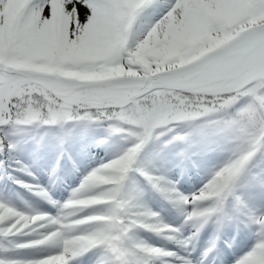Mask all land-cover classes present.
<instances>
[{"label":"rangeland","instance_id":"obj_1","mask_svg":"<svg viewBox=\"0 0 264 264\" xmlns=\"http://www.w3.org/2000/svg\"><path fill=\"white\" fill-rule=\"evenodd\" d=\"M145 1L118 0L122 6L118 9L120 29L111 36H102L93 26H86L80 38L73 41V47L57 62V36H66L69 30L78 28L75 19L77 5L90 4V0H70V3L68 0H46L51 6V17L36 25L46 36V41L41 42L35 36L28 40L20 39L14 20L6 19L5 24L0 25V61L15 67L61 72L79 79L93 78L91 76L95 73L104 70H110L115 76L125 74L127 69L139 68L142 74L151 72L187 83L200 77L199 71L208 64L205 57L235 39L238 31H247L264 21V15L252 17L246 27L233 29L240 24L241 15L257 0H185L183 5L177 6L178 0H174L165 16L172 0H166L168 4L159 0L139 14L136 31L139 34L150 25L152 27L140 36L127 57L123 60L114 58L112 50L127 45V33L133 28L136 10ZM28 3L29 0H12L17 10ZM84 10V7H79L81 14ZM161 23H164V30L158 28L153 33ZM215 24L226 25L233 31H217L213 27ZM125 27L127 31L123 34ZM20 44H23V56L20 55ZM204 44L208 45L209 51L195 59L193 51ZM170 59H176L179 66L167 71L158 70L159 64ZM251 71L245 70L243 76ZM260 71L264 75V62ZM6 77L8 73L0 71V79L5 80ZM8 82L4 89L0 82L1 102L7 98ZM244 84L237 76L228 80L215 79L201 87L208 90L201 94L206 96L202 100L211 101V105H205L209 106L206 108L225 105L234 99L236 88ZM148 88L143 81L126 80L112 85L83 86L64 96L83 106L95 105L100 111L119 115L129 107V103L136 108V94ZM183 114L182 122L176 123L173 119L161 134L148 140L144 137L147 147V154L142 158L144 164L139 171L131 173V184L125 189L127 214L139 218L138 222L127 220L125 223L129 264H234V259L228 260L225 255L230 247L226 231H236L241 237L243 230L249 229L245 224L259 225L257 215L264 208V190L259 187L264 181V139L260 136L263 125L256 139L251 140V143L258 144L259 149L249 156L248 152L241 151L245 132L240 126L229 123L218 128L213 126L207 114ZM246 115L249 118L248 112ZM4 116L0 113V129L2 122L6 124L11 116L10 111H5ZM56 120L51 125H41L37 131L30 127L9 131L2 136L5 146L26 142L19 157L33 170L32 180L40 186L34 195L6 188L0 181V224L10 221L3 234L31 229L35 225L41 227L32 237L14 238L16 245L40 247L11 259L43 260L47 263L59 257L62 264H119L114 241L117 213L114 192L123 175H108L102 166L117 160L115 167L119 172L130 150L135 149V142L131 136L125 141L119 135L115 136L100 116L95 115L93 121L79 118L63 122L61 116ZM174 129L178 130L177 134H174ZM101 139L105 142L100 143ZM206 157H210L213 163L216 160V163L200 173L189 172L192 163L202 165ZM227 160L233 161L235 166L222 177L220 169ZM228 181L232 187L227 191L229 193L225 192ZM194 194L202 195L208 201L198 206L192 199ZM8 209L20 214H11ZM192 212L197 216L189 219L188 214ZM209 226L211 241L213 238L225 245L205 243L204 228ZM253 240L254 237L251 242ZM248 249L249 246L243 251Z\"/></svg>","mask_w":264,"mask_h":264},{"label":"trees","instance_id":"obj_2","mask_svg":"<svg viewBox=\"0 0 264 264\" xmlns=\"http://www.w3.org/2000/svg\"><path fill=\"white\" fill-rule=\"evenodd\" d=\"M249 24L250 22L247 21L244 24H238L233 29L238 30ZM22 46L23 44H20L19 49L21 50L20 55L23 56L24 51L22 50ZM207 47L208 45L206 44L202 47H197L193 51L195 58L201 54L202 49H204L203 51L207 50ZM178 65L176 59H170L159 64L158 70H168ZM140 71L139 68L127 69L125 74L136 75L141 73ZM112 75L110 70H104L95 73L91 77L104 78ZM29 85L37 87L39 92L36 89L30 88ZM20 89H23V91L20 92ZM6 90L8 101H5L7 100V98H5L0 104V113H2L3 118L5 117V111L8 112L9 110L11 113V116L6 120L7 123L5 124L2 122L3 124L1 127L5 133L12 130H19L26 126H32L34 130H37L42 123H52L56 120V117L62 115L68 120L82 115L88 117H95L96 115L104 119V124L112 126L121 137L122 141H125L128 136H132L133 139L139 140L140 128L143 122H145L147 131L158 134L161 132V127L164 123L171 121V119L180 118L183 112L188 114L201 112L207 114L206 116L212 120L214 127L223 128L222 126L229 123L240 126L246 134V136L244 134L246 137L244 147L249 148L251 140L256 138L255 136L259 123L257 115L251 110L252 104H250V96L255 97L264 114V77L236 88L234 99L228 101L227 104L212 105L210 108H206L209 106L205 105H211V101L208 103L209 101H206L207 99L202 100L203 97H206L205 95L202 97L201 94H189L183 91L162 87L148 88L136 94V108L133 103H129V107L127 106V109L124 108L119 115L110 113L109 111L106 113L104 110L100 111L95 105L83 106L78 101L66 97V95L49 92L40 83L36 84L30 82L20 75H17V77L8 82ZM9 91L11 92L9 93ZM173 95H177V97ZM150 96H153V98H150ZM13 99H16L14 103L12 102ZM188 100L189 102H187ZM206 109L209 110L206 111ZM247 112L249 118L246 117ZM252 120H254L257 125L255 122L252 123ZM23 144L24 142H21L20 144L6 147L7 162L4 166H1L2 172L0 181H2L6 188L37 194L39 185L35 180H32L33 170H31L23 159L19 157ZM142 158L143 157L140 158V163L144 164ZM124 163L125 162L121 164V168L125 166ZM7 211L11 214H20L11 209ZM40 229V226L35 225L31 229L25 228L22 229V231L13 232V234H5L3 240L0 239V257L11 259L17 255L23 254L25 251L32 250L33 248L18 247L14 242V238L24 239L32 237V235H35ZM46 264H62V262L60 258L57 257L47 261Z\"/></svg>","mask_w":264,"mask_h":264},{"label":"snow or ice","instance_id":"obj_3","mask_svg":"<svg viewBox=\"0 0 264 264\" xmlns=\"http://www.w3.org/2000/svg\"><path fill=\"white\" fill-rule=\"evenodd\" d=\"M70 3V0H68ZM156 3V0H146V3L141 6L135 13V22L132 30L127 33L128 43L126 46H117L112 50V56L116 59L123 60L130 54V50L134 49L139 42V38L142 34L146 33L152 25H150L143 33H137L136 24L139 14L146 8ZM174 4L172 0L168 10L163 16L167 15V12L171 10ZM79 7H84L83 14L79 12ZM122 7L118 0H90V4L77 5L75 12V19L78 22V28L69 30L66 36H57L55 42L56 60L60 61L65 52L73 47V41L80 38V33L86 26H93L94 30L102 36H111L118 29H120L118 9ZM264 15V0H257V2L249 8L240 17V24L246 23L249 19L256 16ZM162 16V17H163ZM51 17V6L46 3V0H29V3L22 9L17 10L12 0H0V25L5 24L6 19H13L15 30L18 33L20 39L28 40L35 36L41 42L46 41V36L41 34L36 27L38 23H43ZM213 27L217 30H223L224 32L230 31V29L224 25L215 24ZM259 42L264 45V21L254 25L251 29L241 32L235 39L231 40L224 47L218 51L205 57V61L208 63L215 62L217 59L222 58L229 54H234L242 49L247 48L254 42ZM0 71H3L0 66ZM10 221H5L0 224V234H3L7 224ZM20 248H36L38 245H23ZM0 264H46L43 260H24V259H4L0 258Z\"/></svg>","mask_w":264,"mask_h":264},{"label":"bare ground","instance_id":"obj_4","mask_svg":"<svg viewBox=\"0 0 264 264\" xmlns=\"http://www.w3.org/2000/svg\"><path fill=\"white\" fill-rule=\"evenodd\" d=\"M156 1H159V0H156ZM165 1L166 0H164V2ZM184 1L185 0H178L176 3V6L177 5H183ZM165 3L168 4V2H165ZM261 16H263V15H261ZM253 18H258V17L256 16ZM163 24L164 23H161V25L159 24L160 26H158V27L156 26L153 30V33H156V31H158V28L160 30H164ZM194 24H195V22H194ZM126 31H127V29L125 27L123 34ZM257 42L250 44L247 48L242 49L239 52L226 55L222 58L217 59L215 62L208 63L205 66V68H203L204 71L202 73H200L201 78L199 77L200 79H196L195 82L196 81L202 82V80H205V79L213 77V76L216 77V80H218V79L224 80L225 79L224 75H233L234 73L237 74L239 72V70L248 62H255L256 61V62H262L263 63V61H264V45H261L259 42L258 43ZM258 44H259V47L253 49V47L257 46ZM249 50H251L252 52H250ZM260 72L261 71H260V66H259V67H256L255 70H252L251 72L246 73L244 76H243V73L237 74V77L240 80L245 81V79H247V78L256 77V75H258ZM36 81L43 82V84L46 85L47 89L53 90V91H56L59 93L63 92L66 94V93H69L72 91V86H73L72 84H71L72 85L71 86L68 82H66L64 80H60L57 76H54V75H50L49 77L39 76V78H37ZM182 81H184V80H182ZM64 82L68 83L69 87ZM200 85H202V84H198L197 86H200ZM202 86H200V87H202ZM223 160H226V158ZM214 163H216V160L214 161ZM214 163L210 157H206V159L204 160L202 165L199 163H195V164L192 163L190 165L189 172H191V173L199 172L200 173V171L206 170L207 167L211 166ZM232 163H233V161L229 162V160H227V164L223 165V167L220 169V171H221L220 174L222 175V177L226 176V174H228V172L231 171L233 166H235V164L233 165ZM197 164H199L198 167H196ZM262 184H264V181L262 182ZM210 229H211V226H209L208 229L204 228L205 235H203V237L205 238L206 244L207 243L214 244L215 243L214 241L217 242V240H214L213 238L211 241V236L209 235ZM262 231H264V230H262L259 225H257L255 228H252V229L243 230L241 237H239V235H238L239 233L237 234L236 231L235 232H227L226 231V236H227L226 240L230 244V247L227 248V252L225 254L228 257V260L234 259V264H264V236H262V234H261ZM253 237H254V240L251 242ZM207 246H209V245H207ZM247 246H249V249L247 250V252H244L243 248H245Z\"/></svg>","mask_w":264,"mask_h":264},{"label":"water","instance_id":"obj_5","mask_svg":"<svg viewBox=\"0 0 264 264\" xmlns=\"http://www.w3.org/2000/svg\"><path fill=\"white\" fill-rule=\"evenodd\" d=\"M258 43V42H257ZM259 44L255 47H253V49L258 48ZM250 52H252L251 50H249ZM264 62V61H263ZM262 62H248L246 63L237 74H241L244 73L245 69H249V68H256L259 67L261 65ZM0 66H2L3 71L4 72H9L10 76L9 79L14 77L17 74H21L23 76H25L26 78H29L35 82H40L43 84V82L41 81H36L37 78H39V76H45V77H49L50 75H54L57 76L60 80H64L66 82H68L71 86L72 89H76V88H81L83 86H104V85H111V84H115L116 82H122V81H126V80H130V81H144V82H149L150 85L152 87H165V88H173V89H177V90H184L186 92H199V93H203L206 92L208 90H206L205 88H201L200 86L205 85V84H209L211 82H213V80L216 79V77H210L207 78L205 80H202V82H198L195 80L196 79H200V78H196L193 81H191L190 83H184V82H179V81H175V80H168L165 78H161V77H157L155 75H132V74H120V75H115V76H110V77H104V78H93V79H78L74 76H67L65 74H58V73H54V72H45L42 70H35V69H31V68H22V67H14L11 66L9 64H3L2 62H0ZM204 71V69H201L199 71V73H202ZM237 74H233V75H224L225 80L229 79V78H233L236 77ZM200 75V74H199ZM223 77V78H224ZM251 79H246L245 81H250ZM6 83V81L4 82ZM198 84H202L200 86H197ZM45 87L46 85L43 84ZM2 95L0 96V100L2 99Z\"/></svg>","mask_w":264,"mask_h":264},{"label":"clouds","instance_id":"obj_6","mask_svg":"<svg viewBox=\"0 0 264 264\" xmlns=\"http://www.w3.org/2000/svg\"><path fill=\"white\" fill-rule=\"evenodd\" d=\"M108 131L111 134L110 129H108ZM104 142H105V140L101 139L100 143H104ZM126 151H127V149H126ZM116 163H118L117 160L110 161L108 165L102 166V170L108 175H113V176L118 175L117 168L115 167ZM259 187L262 190H264V184L259 185ZM185 199L187 200V198H185ZM192 199L197 202L198 206L202 202L208 201V200H204L202 195L196 196L195 194L193 195ZM196 216H197L196 212H192V213L188 214L189 219H193ZM217 219L218 218L216 217V222H217ZM257 221H258V224L261 227V229L264 230V208L260 209L258 217H257ZM256 226H257L256 224H252L251 222H248L247 224H245V227H247L249 229L255 228ZM261 234H262V236H264V231H262Z\"/></svg>","mask_w":264,"mask_h":264}]
</instances>
